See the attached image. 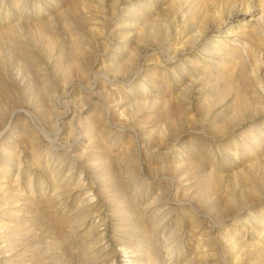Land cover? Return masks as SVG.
Wrapping results in <instances>:
<instances>
[{
	"label": "rangeland",
	"instance_id": "rangeland-1",
	"mask_svg": "<svg viewBox=\"0 0 264 264\" xmlns=\"http://www.w3.org/2000/svg\"><path fill=\"white\" fill-rule=\"evenodd\" d=\"M0 264H264V0H0Z\"/></svg>",
	"mask_w": 264,
	"mask_h": 264
}]
</instances>
